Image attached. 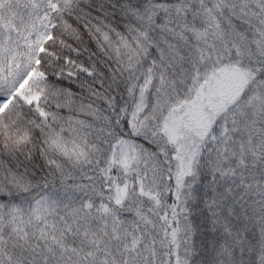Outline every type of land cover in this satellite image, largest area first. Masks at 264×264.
Instances as JSON below:
<instances>
[{
  "label": "snow or ice",
  "instance_id": "obj_1",
  "mask_svg": "<svg viewBox=\"0 0 264 264\" xmlns=\"http://www.w3.org/2000/svg\"><path fill=\"white\" fill-rule=\"evenodd\" d=\"M0 264H264V0H0Z\"/></svg>",
  "mask_w": 264,
  "mask_h": 264
}]
</instances>
